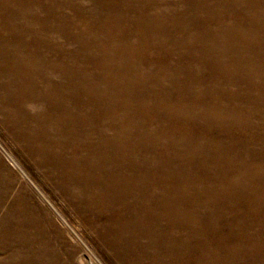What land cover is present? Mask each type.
<instances>
[{
	"label": "bare ground",
	"instance_id": "bare-ground-1",
	"mask_svg": "<svg viewBox=\"0 0 264 264\" xmlns=\"http://www.w3.org/2000/svg\"><path fill=\"white\" fill-rule=\"evenodd\" d=\"M233 84L236 89L231 88ZM94 93L102 96L97 102L103 109L110 108L106 98L119 93L126 99L147 102L151 110L163 112L162 142L170 141L167 130L171 128V133L178 134L172 139L174 147L197 142L200 148L214 149L220 164L225 151L237 145L250 147L253 140L246 133L253 128L254 112L264 103V0H0V113L26 128L21 130L22 138L31 140L39 155H47L48 142L54 139L61 145L85 147L87 156L95 153L102 167L108 168L117 157L122 160L115 169L128 168L133 177L109 176L106 184L114 194L135 199L128 209L132 216L123 228L129 230L134 224L144 230L140 239L146 235L149 242L147 248L131 243L130 251L128 246H120L125 242L120 238L119 244L115 242L118 249L128 254L134 250L135 256L140 251L150 264H159L150 250L158 254L161 264L163 252L172 256L167 264H186L178 261L183 257L189 263L211 264L219 245L205 244L204 229L197 230L195 218L188 210H183L186 215L182 218L176 216L168 207L173 202L176 207V201L167 203L169 197L163 195L164 188L173 193L184 179L177 181L178 174L169 175L168 187L157 186L155 166L146 157L141 161L131 158L125 147L128 144L121 143L119 136L100 140L92 110L96 104L83 106L77 96L87 98ZM27 103L36 105V114ZM122 106L131 107L126 102ZM45 119L48 128H44ZM28 121L37 126L28 129ZM215 124L223 139L210 135ZM143 140L148 142L146 137ZM72 150L70 164L82 163L84 174L86 156ZM257 163L243 165L247 172L264 174L263 162ZM68 176L76 174L69 172ZM67 181L75 187L76 179L67 177ZM159 187L162 195L154 192ZM20 206L18 212L4 208L0 245L7 260L26 264L22 258L26 253L38 254L34 248L38 233L30 225L32 220L20 214L29 211L27 205ZM16 212L21 220L12 228L7 221L16 219ZM237 244H232L230 253L237 251Z\"/></svg>",
	"mask_w": 264,
	"mask_h": 264
},
{
	"label": "rangeland",
	"instance_id": "rangeland-1",
	"mask_svg": "<svg viewBox=\"0 0 264 264\" xmlns=\"http://www.w3.org/2000/svg\"><path fill=\"white\" fill-rule=\"evenodd\" d=\"M81 62L79 59V63ZM231 88L236 89L237 86L233 84ZM102 93L103 96L106 94ZM77 96L82 98L83 106L91 104V102L96 104L92 110L97 115L98 124L95 126L97 137L100 140H106L112 136H119L122 139L121 143L128 144L125 147L130 152L131 158L141 161L146 157L148 162L155 166L156 173L153 180H157V186L166 185L168 187L171 184L170 176L173 177L177 174L180 176L176 178L177 181L180 178L184 179L178 181L180 185L173 193L166 191L167 189L163 187L165 191L163 195L169 197L167 198L169 201L165 199L167 203L176 201V207L179 208L175 207L174 202L173 205L169 204L170 206H168L172 211L174 210L173 213H177H174L176 216L182 218L181 216L186 215L183 214V210L186 212L188 210L187 214L195 218L197 230L204 229L205 244L208 243L214 247L219 245L218 252L214 253L211 264H261L262 262L264 264V174L254 175L246 170V167L253 163L263 162L264 164V159L262 160L264 158V103L260 110L256 109V113L254 112L253 128L246 133L253 140L249 142L250 147L237 145L235 148H229L230 150L225 151L227 154L224 153L226 156H222L226 164L224 160H221L219 164V161L216 160V152L212 151L214 149L200 148L197 142H194L193 145L181 142L180 145H176L178 147H174L172 139L178 138V134L171 133V128L167 130L170 141L162 142L163 112L151 110L147 102L141 103L134 98L126 99L119 93V96H112L113 99L107 97L106 103H111L110 108L103 109L97 102V100H102L101 95L89 94L87 98L86 95H83L84 97ZM122 102L131 105L129 110L122 106ZM26 106L36 114V105L29 103ZM4 114L0 113V200L3 204L2 207L0 206V217L4 208L14 209L18 212V208H21L20 205L22 207L27 205L28 207L25 208L27 211L29 210L28 214H20L29 218V221L32 220L30 225H33L32 229L38 233L35 239L36 247L34 246L38 254L34 255L35 253H33L28 256L26 253V256L22 257L23 262L26 264H35L36 262V264H150L148 257L140 251L135 256V253H132L134 250L128 254L115 245V242L119 244L120 238H122L121 242H125L120 246L123 248L128 246L131 251V243L132 246H136L138 243L142 246L144 244L147 248L149 242L146 235L145 239H140L142 238L141 231L144 230H140L134 224L129 230L123 228L132 216V214L129 215L128 209L133 203L132 200H135L133 191L129 193V195L132 194L130 197L133 199L124 198L121 194H114L111 187H107L106 184L109 182V176L133 177V173L128 171V168L115 169V164L121 163L122 160L117 157V162H111L112 166L102 167L98 164L95 153L92 152L93 154L87 156L88 151L85 147L73 148V144L61 145L54 139L48 142V156L46 154L39 155L32 148L31 140L27 137L26 140L22 138L23 131L21 130H26V128L21 129V124ZM28 122L25 123L28 129L32 130L37 126L34 122ZM46 124L45 119L44 128H48ZM260 125L262 126L260 127ZM217 128L216 124L213 125L215 133L212 132L210 135L223 139ZM51 135L52 132H49L48 136ZM145 137L148 142L143 140ZM71 149L77 151V154H85L84 174L81 171L82 163L79 165L75 163L71 166ZM73 150L72 152H74ZM225 167L227 168L224 169ZM106 171H109L108 174ZM69 172L75 173L76 176H68ZM67 177L76 179L75 187L71 188L68 185ZM250 178L254 179L251 181ZM162 180L163 182H161ZM234 181H238L239 184L234 185ZM184 185L186 186L183 187ZM159 190L162 192L160 187L154 192L159 195L161 194ZM17 212L16 219L7 221L12 228L17 220L20 224L21 219ZM26 223L29 226L27 221ZM28 228L30 229V227ZM28 228L27 230H29ZM9 229L12 231L11 228ZM7 232L9 234V231ZM28 233L30 234L31 231ZM220 238L222 239L219 240ZM218 241L221 243L217 244ZM236 242L239 246L237 251L230 253ZM28 244L30 245V243ZM0 247V258L2 259H0V264L7 262V264H18L17 259L7 260L8 254L2 250L1 245ZM150 253L154 256L151 258H155V261L159 260V264H161L162 260L158 259V254L152 253L151 250ZM233 255L235 256L233 257ZM171 257L163 252V264L172 262ZM34 258L37 259L34 260ZM185 259V257L178 258V261L194 264Z\"/></svg>",
	"mask_w": 264,
	"mask_h": 264
}]
</instances>
